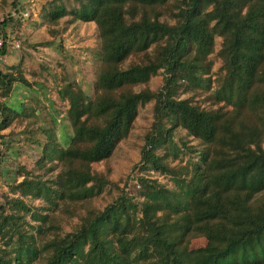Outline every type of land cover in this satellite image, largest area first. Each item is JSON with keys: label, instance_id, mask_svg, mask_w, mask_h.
Returning <instances> with one entry per match:
<instances>
[{"label": "trees", "instance_id": "16d2710c", "mask_svg": "<svg viewBox=\"0 0 264 264\" xmlns=\"http://www.w3.org/2000/svg\"><path fill=\"white\" fill-rule=\"evenodd\" d=\"M43 10L52 24L94 22L100 63L92 94L74 81L58 90L64 144L43 128L49 141L35 163L46 173L56 160L59 170L44 178L21 165L22 179L0 191V264H195L200 249L212 264H263L264 204L256 212L254 202L264 190V0H49ZM13 20L0 22V56ZM160 70L158 88L134 90ZM16 81L30 84L0 67V95ZM201 93L207 106L194 100ZM150 101L132 170L169 183L140 176L132 193L93 164L111 157ZM17 115L0 100V138ZM108 187L118 193L100 207ZM199 236L205 245L189 249Z\"/></svg>", "mask_w": 264, "mask_h": 264}, {"label": "rangeland", "instance_id": "374dc122", "mask_svg": "<svg viewBox=\"0 0 264 264\" xmlns=\"http://www.w3.org/2000/svg\"><path fill=\"white\" fill-rule=\"evenodd\" d=\"M47 1L49 0H0V22L7 20L9 16L14 19L7 28L6 54L0 56V67L4 71L13 73L20 69L30 83L25 85L21 82H13L0 95V100L18 112L10 126L1 130L3 137L0 138V191L2 192L9 191L15 177L17 181L22 179L17 171L21 165L32 170L33 173L43 174L44 178L59 170L56 160L53 169L46 173L35 163L42 153V144L49 141L47 134L43 133V128H51L55 137L64 144L63 132L70 133L65 119L68 104L59 98L58 90L64 82L74 81L83 91L92 94L93 82L100 63L95 23L79 20L71 22L70 16H64L57 24H52L43 10ZM161 19L167 18L162 16ZM2 42L3 37L0 32V44ZM220 42L221 38L216 37L215 51L210 55L214 61L213 72L220 65L216 55ZM161 82L160 70L151 77L149 83L134 87V90L138 91L144 87L155 90ZM176 94L178 97L189 96L181 90ZM203 97L204 93H201L194 100L207 106L208 104L202 101ZM152 104L153 101H150L138 107V114L128 137L119 143L111 157L107 161L93 164L95 169H105V165H108L111 180L118 182L120 187L127 181L128 191L132 193H141L138 181L140 176L169 183L168 177L153 170H132L140 157L143 135L152 121ZM28 107L34 109L33 114ZM24 113L27 114L23 115ZM190 141L195 143L193 139ZM48 164L50 163L46 165ZM116 193H118L117 188L108 187L96 200L97 205L102 207ZM35 203L37 206L44 204L41 200H36ZM262 204H264V190L255 199L256 212L262 209ZM55 214L63 217L59 210H55ZM72 220H75V217H72ZM2 222L3 213L0 212V233ZM63 225L65 230L69 229L67 219H64ZM204 245L205 240L201 236L190 238L188 241L189 249H197ZM200 250V254L194 255L195 264H212L211 257L203 261L202 258L207 256V252Z\"/></svg>", "mask_w": 264, "mask_h": 264}, {"label": "built area", "instance_id": "2783aa9c", "mask_svg": "<svg viewBox=\"0 0 264 264\" xmlns=\"http://www.w3.org/2000/svg\"><path fill=\"white\" fill-rule=\"evenodd\" d=\"M17 46L19 47V45L17 44Z\"/></svg>", "mask_w": 264, "mask_h": 264}]
</instances>
